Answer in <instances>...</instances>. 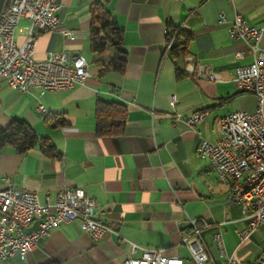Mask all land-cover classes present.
I'll list each match as a JSON object with an SVG mask.
<instances>
[{
    "label": "crops",
    "instance_id": "1",
    "mask_svg": "<svg viewBox=\"0 0 264 264\" xmlns=\"http://www.w3.org/2000/svg\"><path fill=\"white\" fill-rule=\"evenodd\" d=\"M93 1L57 0L58 28L33 31L36 58L49 52L84 57L90 75L83 84L52 92L33 87L21 93L0 83V127L24 120L59 154L51 159L35 147L20 155L5 146L0 149V189L8 178L43 202L46 196L56 200L59 190L75 188L95 200V214L109 231L94 240L77 222L61 223L26 259L14 255L1 264H121L133 245L136 257L142 248H159L193 264L182 243L191 230L189 218L211 223L201 231L210 264H226L211 238L217 230L223 233L228 255L253 264L264 250V226L241 240L238 232L247 225L241 206L230 201L227 188L195 150L200 139L216 140L220 117L256 108V98L235 87L234 67L252 58L245 42L230 37L228 28L236 13L250 26L264 25V0L106 1L104 8L122 33L127 57L122 75L102 71L107 58L90 50ZM7 2L0 0V9ZM220 13L226 22H218ZM168 22L193 34L183 57H170ZM63 29L74 38L65 37ZM29 32V22L21 18L14 30L16 43L24 44ZM260 45L264 47V37ZM237 51L243 52L242 58L235 57ZM188 56L220 78L211 81L187 72ZM176 68L184 72L180 79ZM98 100L125 106L122 134H95ZM197 111L205 112V118L191 126L186 118ZM57 114L64 124L54 127L47 119Z\"/></svg>",
    "mask_w": 264,
    "mask_h": 264
},
{
    "label": "built area",
    "instance_id": "2",
    "mask_svg": "<svg viewBox=\"0 0 264 264\" xmlns=\"http://www.w3.org/2000/svg\"><path fill=\"white\" fill-rule=\"evenodd\" d=\"M58 7L57 0H8L3 5L0 9V83L24 93L33 87L62 91L85 82L90 70L83 56L70 57L66 52H49L42 59L34 56L33 31L56 30ZM21 18L29 22L30 32L25 43L19 45L14 39V30ZM218 22H226L223 13L219 14ZM62 33L74 38L67 29ZM228 33L245 42V51L252 58L249 63L234 67L235 87L239 92L252 94L257 105L252 112L236 110L220 117L216 140L200 139L195 154L208 161L209 169L227 188L230 201L241 206L247 225L238 235L245 240L255 229L264 226V47L260 45L264 25L250 26L236 13ZM242 56L241 51L235 53L236 58ZM186 60L187 72L211 81L220 78L207 66L194 64L191 56ZM174 102L171 100V104ZM205 115L197 111L188 116L186 122L192 126ZM179 118L180 115L175 114V119ZM69 222H77L94 240L109 231L95 214V200L85 193L65 188L57 192L56 200L46 196L40 202L34 193L16 187L6 178L5 187L0 189V264L14 255L26 259L52 228ZM188 223L191 230L182 238V243L188 247L193 264H210L201 231L211 223L194 218H189ZM189 238L192 240L188 241ZM211 238L226 264H249L227 254L222 231H215ZM136 249L133 245L131 254L121 264H185L181 258L165 255L159 248H142L139 257L133 255ZM258 264H264V250L258 256Z\"/></svg>",
    "mask_w": 264,
    "mask_h": 264
},
{
    "label": "trees",
    "instance_id": "3",
    "mask_svg": "<svg viewBox=\"0 0 264 264\" xmlns=\"http://www.w3.org/2000/svg\"><path fill=\"white\" fill-rule=\"evenodd\" d=\"M108 0H94L90 7L91 23L89 26V47L92 52L107 61L102 63V71H112L122 75L127 64L126 52L122 50V33L114 27L111 15L104 8ZM166 38L170 40L169 54L171 58L183 57L192 40L190 31L170 22L166 24ZM176 78L184 76L183 70L176 68ZM52 126L64 124L61 114L47 119ZM125 127V106L118 102L98 100L95 105V134L99 137L120 135ZM10 146L17 154H25L38 147L47 157L58 158L54 145L43 137H39L24 120H12L6 127H0V149ZM46 264H57L48 262Z\"/></svg>",
    "mask_w": 264,
    "mask_h": 264
},
{
    "label": "bare ground",
    "instance_id": "4",
    "mask_svg": "<svg viewBox=\"0 0 264 264\" xmlns=\"http://www.w3.org/2000/svg\"><path fill=\"white\" fill-rule=\"evenodd\" d=\"M169 47H170V42H169ZM253 264H258V257L255 259V261L253 262Z\"/></svg>",
    "mask_w": 264,
    "mask_h": 264
}]
</instances>
